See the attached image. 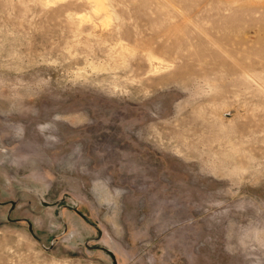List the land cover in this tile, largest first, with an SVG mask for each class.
I'll use <instances>...</instances> for the list:
<instances>
[{"label": "rangeland", "instance_id": "rangeland-1", "mask_svg": "<svg viewBox=\"0 0 264 264\" xmlns=\"http://www.w3.org/2000/svg\"><path fill=\"white\" fill-rule=\"evenodd\" d=\"M97 247L264 264V0H0V264Z\"/></svg>", "mask_w": 264, "mask_h": 264}, {"label": "water", "instance_id": "water-1", "mask_svg": "<svg viewBox=\"0 0 264 264\" xmlns=\"http://www.w3.org/2000/svg\"><path fill=\"white\" fill-rule=\"evenodd\" d=\"M101 237V232H100V230H98V239ZM98 249H100V250H102V251H104V252H106L108 255H109V257L111 258V260H112V264H117V261H116V258H115V255L113 254V252L111 251V250H108V249H105V248H103V247H97Z\"/></svg>", "mask_w": 264, "mask_h": 264}]
</instances>
